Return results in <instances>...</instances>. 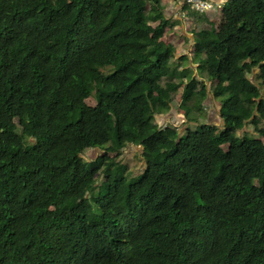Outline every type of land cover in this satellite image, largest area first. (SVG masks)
Returning a JSON list of instances; mask_svg holds the SVG:
<instances>
[{
    "label": "trees",
    "instance_id": "1",
    "mask_svg": "<svg viewBox=\"0 0 264 264\" xmlns=\"http://www.w3.org/2000/svg\"><path fill=\"white\" fill-rule=\"evenodd\" d=\"M160 2L0 0V264H264V146L238 133L264 135V0L194 34L209 90L172 62ZM179 87L182 132L155 121ZM129 145L134 176L82 156Z\"/></svg>",
    "mask_w": 264,
    "mask_h": 264
},
{
    "label": "rangeland",
    "instance_id": "2",
    "mask_svg": "<svg viewBox=\"0 0 264 264\" xmlns=\"http://www.w3.org/2000/svg\"><path fill=\"white\" fill-rule=\"evenodd\" d=\"M179 2V6L181 7L180 12L179 10H175V14L176 16L179 17L180 22L183 23V25H185V28L188 27L189 25H192V23L195 25V23H203L205 22V26H202L203 28L201 29H209L211 27H214L215 29L218 28L220 26V23L222 22L223 18L222 16V6H223V0H209L211 2L212 8L205 10L204 12H198L196 10H194L193 8L190 7V5L186 2V0H178ZM189 11H193L195 12L194 15H192L193 17H191L188 12ZM146 13H147V18L148 22L151 25H155L157 22L153 21V14H154V10L151 8V6L148 4L146 7ZM200 14V15H198ZM208 14V16H207ZM168 26V25H167ZM166 26V27H167ZM165 27V29H166ZM200 30V29H199ZM165 31V30H164ZM164 33L162 34L161 38L163 37ZM177 38V42L175 40L174 37H172L169 34H166L164 36L166 41H170V40H174L177 44L178 48L181 47H186L184 45V41H182L181 36H176ZM165 41V42H166ZM182 49V48H181ZM188 57H191V55L189 54ZM187 64L186 62L183 63V65ZM257 72V69H254L253 73H248V77L252 80V81H256L254 78V74ZM195 77H197L198 84L197 87H200L201 83H204L206 85V88L209 90L210 87V82L208 81V79L205 77L204 73H193ZM177 82H180L182 80H176ZM264 87L260 86V91L264 92ZM180 92H181V87H179L178 89H176L175 92H173L172 94V99L170 102V109H172V111H174V113H176L177 115H181L182 117L183 115V110L180 109L179 107V103H180ZM208 97V98H207ZM85 102L89 105H94L95 104V100L93 97H88ZM212 102V103H211ZM217 103L216 106H214L213 104ZM203 110L205 112V115L202 117V119L200 121H211V122H218V117L217 116V112H215V114H213V116L211 115V117H215L216 120H208V110L210 111H217V107H218V100L214 99L213 95L208 91L206 98L203 100ZM214 107V108H213ZM164 115V114H163ZM155 117H157V119L155 121L158 122V124L160 126H167V125H171V126H177V129L182 132L183 129H185L187 126L190 129H193L195 126V123H185L184 121H182V118L178 119L177 121L172 120V121H164L163 119L160 118V115H156ZM184 119V117H183ZM214 119V118H213ZM166 122V123H165ZM243 131H245L246 133L254 136L255 138H257L262 145L264 146V135L263 134H259L258 132H256L253 129V126L250 123H246L245 126L241 129V131L239 130V134H241ZM105 147V145L103 146ZM89 148L87 150H85L82 153V156L86 159V160H91L94 159L95 157L99 156V155H106L108 158H113L117 161H121L123 164H125L127 166V169L130 173V175L134 176L136 174H139L142 169L144 168V162L141 158L140 155V147L139 146H134V145H129L126 146L125 148H123L121 154H119L118 156L114 153V152H107L104 150V148ZM223 148H226V145H223ZM102 176H99V179L101 180ZM97 181V183H99V181Z\"/></svg>",
    "mask_w": 264,
    "mask_h": 264
},
{
    "label": "crops",
    "instance_id": "3",
    "mask_svg": "<svg viewBox=\"0 0 264 264\" xmlns=\"http://www.w3.org/2000/svg\"><path fill=\"white\" fill-rule=\"evenodd\" d=\"M224 1L225 0H223V2ZM179 2L180 1H178V0H161V2H160L161 9H162V15L166 20L169 21L168 26L166 27V29H164L165 30L163 32L164 35L161 38V40L164 42L166 41L164 38V36L166 34H169L172 37H174L176 42H177L176 36L184 37V38H182V41H184V45L186 47H181L182 49L177 47V44L174 40L173 41L170 40V41L165 42V43L171 44L174 47V57L172 59V62L174 61L175 63H177V65H179V68H182V67L189 68L192 71V73H204V72H202V70L199 66L198 59L195 58V56L193 55V43H194V34L199 29L203 28L202 26H205V22L200 23V24L195 23V25L192 23V25H189L188 27L185 28V25H183L182 22L178 21L179 17L176 16V14L174 12L177 8H178L177 10H179V12H180L181 7L179 6ZM194 13L195 12H193V11L188 12V14L191 17H193L192 15H194ZM198 15H200V14H198ZM207 16H208V14H207ZM189 54L191 55V57H188ZM184 62H186L187 64L183 65ZM213 105L216 106L217 103L214 102ZM218 111H219L218 107H217V111L208 110V117H207L208 120H212V121L216 120L215 117H213L214 118L213 119L211 117V115L213 116V114H215V112H217L216 117L219 118L218 122L220 123L221 119H220ZM183 117L181 115L179 116L176 113H174V111H172V109H169L166 113H164V115L163 114L160 115V118L166 122L172 121V120L177 121L180 118H182V121H184ZM156 119H157V117H156Z\"/></svg>",
    "mask_w": 264,
    "mask_h": 264
},
{
    "label": "built area",
    "instance_id": "4",
    "mask_svg": "<svg viewBox=\"0 0 264 264\" xmlns=\"http://www.w3.org/2000/svg\"><path fill=\"white\" fill-rule=\"evenodd\" d=\"M186 2L196 11H205L212 8L209 0H186Z\"/></svg>",
    "mask_w": 264,
    "mask_h": 264
},
{
    "label": "clouds",
    "instance_id": "5",
    "mask_svg": "<svg viewBox=\"0 0 264 264\" xmlns=\"http://www.w3.org/2000/svg\"><path fill=\"white\" fill-rule=\"evenodd\" d=\"M199 12V11H198Z\"/></svg>",
    "mask_w": 264,
    "mask_h": 264
}]
</instances>
